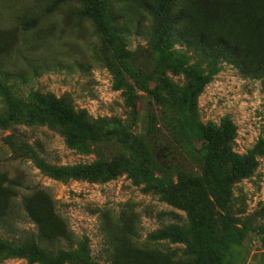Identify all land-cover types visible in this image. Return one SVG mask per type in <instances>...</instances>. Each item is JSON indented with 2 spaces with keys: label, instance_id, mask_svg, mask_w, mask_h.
<instances>
[{
  "label": "rangeland",
  "instance_id": "1",
  "mask_svg": "<svg viewBox=\"0 0 264 264\" xmlns=\"http://www.w3.org/2000/svg\"><path fill=\"white\" fill-rule=\"evenodd\" d=\"M227 124L231 161L197 135ZM119 158L157 180L76 173ZM0 264H264V0H0Z\"/></svg>",
  "mask_w": 264,
  "mask_h": 264
},
{
  "label": "trees",
  "instance_id": "2",
  "mask_svg": "<svg viewBox=\"0 0 264 264\" xmlns=\"http://www.w3.org/2000/svg\"><path fill=\"white\" fill-rule=\"evenodd\" d=\"M169 2L170 0H164ZM91 3H98V0H91ZM107 24V22H103ZM172 23L169 21V18L163 21L161 26V32L165 35L163 39L159 37V44H163L164 40L168 41L170 36H172L173 30L171 29ZM139 82L144 87H148V81L145 76H139ZM206 82V78L198 77L190 81L188 88L180 96V105L183 108L187 118L193 116L196 109V98L198 93L201 91L203 85ZM159 91L155 92V95L162 97V92L165 91L168 94L170 93L169 84H163L159 88ZM47 107L50 112L52 119L61 125L67 126L70 129L69 141L74 146H79L81 140H88L94 137L93 127L90 123L86 122L82 114H77L71 109L63 106L58 100L53 99L47 103ZM197 135L205 143V147L208 153L215 157L218 155H226L228 158L231 156L230 152L227 149V142L232 139L233 136V127L230 124L225 125L221 129L214 127H200L197 130ZM80 139V140H78ZM80 147V146H79ZM253 166V164L251 163ZM250 170V164L247 162H240L235 165V174L232 176L233 179H236L242 175H245ZM121 172H127L131 177L136 181H153L157 180L151 176L146 169L138 167L132 161L128 159H115L109 163H98L95 165H88L80 167L76 170L77 174L89 176L91 178H102V179H111ZM231 178V179H232ZM169 196L174 200L175 196L170 191L167 190ZM167 236H170L178 241L186 242L188 240L187 234L180 229L172 228L166 231Z\"/></svg>",
  "mask_w": 264,
  "mask_h": 264
}]
</instances>
